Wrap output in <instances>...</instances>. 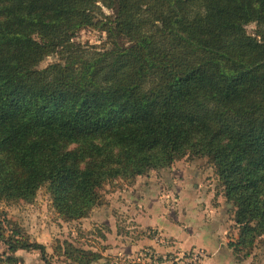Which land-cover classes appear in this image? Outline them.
Instances as JSON below:
<instances>
[{"label": "trees", "instance_id": "16d2710c", "mask_svg": "<svg viewBox=\"0 0 264 264\" xmlns=\"http://www.w3.org/2000/svg\"><path fill=\"white\" fill-rule=\"evenodd\" d=\"M84 30L107 47L75 42ZM185 157L207 159L233 205L234 254L264 243V0H0V201L48 184L59 217L81 221L107 183ZM10 232L0 264H53Z\"/></svg>", "mask_w": 264, "mask_h": 264}, {"label": "rangeland", "instance_id": "374dc122", "mask_svg": "<svg viewBox=\"0 0 264 264\" xmlns=\"http://www.w3.org/2000/svg\"><path fill=\"white\" fill-rule=\"evenodd\" d=\"M247 32L254 35L256 26H248ZM75 42L106 48L107 36L84 30ZM58 60L57 56L49 57L40 68ZM100 197L101 205L87 219L66 222L56 213L45 184L33 201H0V232L8 236L14 230L43 244L53 264L72 263L65 256L69 245L101 255L94 264H208L207 251L198 247L160 254L148 247L151 239L160 236V227L169 235H187L217 250L222 248L220 264H264L261 241L238 256L230 249L239 236L234 207L207 159L185 157L168 169L128 181L116 179L101 189ZM162 242L163 247L175 248L178 241L168 237ZM6 253L0 242V256ZM194 254L200 255L199 260L191 263L189 257ZM150 255L155 260L162 258V262L146 258ZM16 256L20 264H45L38 252L19 251Z\"/></svg>", "mask_w": 264, "mask_h": 264}, {"label": "crops", "instance_id": "0c3cea01", "mask_svg": "<svg viewBox=\"0 0 264 264\" xmlns=\"http://www.w3.org/2000/svg\"><path fill=\"white\" fill-rule=\"evenodd\" d=\"M151 226H156V224H153ZM151 226H148V227H151ZM160 236H156L155 238L151 239L149 242L151 243L150 248L156 250V252H158L159 254L160 253H163L164 251L165 252H170V253H173L174 249L177 251V250H191L195 247H198V248H201V249H204L205 251H207L208 255H209V260L207 261L208 264H220V259L218 258L220 255V252H219V249L218 250L216 248H213V245L209 246L205 243H202V242H199V240H195L194 238H188L187 235H185V237H182V236H178V234H171L169 235L165 229H163L162 227H160ZM177 236V237H175ZM168 237H172V239L174 240H177L178 242L174 247H171V248H168V247H163L162 246V240L163 238H168ZM186 238V239H185ZM188 238V240H187ZM164 245V244H163ZM222 250V248L220 249V251ZM175 251V252H176ZM223 254V253H222Z\"/></svg>", "mask_w": 264, "mask_h": 264}, {"label": "built area", "instance_id": "2783aa9c", "mask_svg": "<svg viewBox=\"0 0 264 264\" xmlns=\"http://www.w3.org/2000/svg\"><path fill=\"white\" fill-rule=\"evenodd\" d=\"M199 256H200V255H198V254H194L192 257H189L190 262H191V263H195L196 261L199 260Z\"/></svg>", "mask_w": 264, "mask_h": 264}]
</instances>
